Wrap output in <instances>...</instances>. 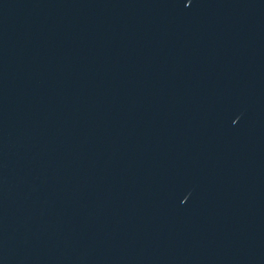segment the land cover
Listing matches in <instances>:
<instances>
[{
  "label": "water",
  "instance_id": "obj_1",
  "mask_svg": "<svg viewBox=\"0 0 264 264\" xmlns=\"http://www.w3.org/2000/svg\"><path fill=\"white\" fill-rule=\"evenodd\" d=\"M0 264H264V0H0Z\"/></svg>",
  "mask_w": 264,
  "mask_h": 264
}]
</instances>
